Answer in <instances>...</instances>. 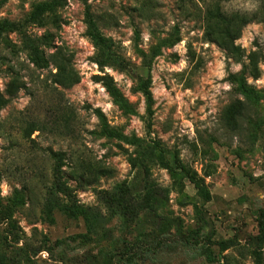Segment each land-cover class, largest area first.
Listing matches in <instances>:
<instances>
[{"label": "rangeland", "instance_id": "374dc122", "mask_svg": "<svg viewBox=\"0 0 264 264\" xmlns=\"http://www.w3.org/2000/svg\"><path fill=\"white\" fill-rule=\"evenodd\" d=\"M209 2L227 12L264 5L0 0V201L16 203L0 220V264H255L264 59L257 78L244 75L206 39ZM90 18L114 41L116 65H100L108 52L90 37ZM235 43L264 54V21L247 23ZM57 49L80 77L70 87L52 74ZM122 185L126 214L110 200ZM72 205L88 215H73Z\"/></svg>", "mask_w": 264, "mask_h": 264}, {"label": "trees", "instance_id": "16d2710c", "mask_svg": "<svg viewBox=\"0 0 264 264\" xmlns=\"http://www.w3.org/2000/svg\"><path fill=\"white\" fill-rule=\"evenodd\" d=\"M44 10L43 5L36 6L34 15L40 14ZM264 21V5L262 9L254 11L252 13H246L242 11L227 12L221 6L219 2H209L204 10L203 14V27L204 36L208 41L215 42L218 45L225 48L233 59L237 62L242 63L241 73L248 74L254 78L259 76V64L264 58V54L261 50L256 49L246 54L245 49L236 44L235 41L239 38L243 27L250 21ZM89 35L94 40L95 44L101 46L108 52V55L104 58H100V65H116L118 59L114 52L113 44L114 41L111 38L105 37L99 30L93 19L88 21ZM246 59V60H245ZM35 62L43 61V58L39 60H34ZM51 61L53 62L55 72L52 71L55 77V82L64 86L70 87L75 83L79 82L80 77L75 69L71 65V57L67 55V52L63 49H57L51 54ZM149 81L143 80L141 84V89L145 92L148 104V110L152 113L153 96L149 89ZM108 91L114 96L115 100L124 107H128V102L122 97L120 90L113 84V82L106 83ZM97 116L102 120L104 119V114L101 110H96ZM109 135L119 136L121 134L114 130H108ZM55 172L59 171L58 164L55 166ZM55 187L59 191L67 190V187L59 180H55ZM119 191L121 192L120 197L113 195L110 200L122 210L123 214L127 213V205L123 199V193L125 192L124 186H119ZM16 203L4 205L0 201V220L10 219ZM73 215H88V209L83 208L78 205H72L69 210ZM260 232L255 237L257 247L254 249L253 254L255 258V264H264L262 245L264 244V210L260 213ZM222 245L225 247L226 243L223 242Z\"/></svg>", "mask_w": 264, "mask_h": 264}]
</instances>
